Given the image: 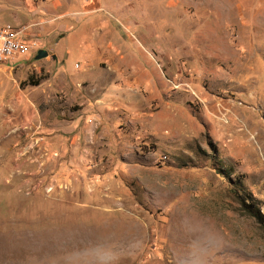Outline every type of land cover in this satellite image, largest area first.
Masks as SVG:
<instances>
[{"label": "rangeland", "instance_id": "1", "mask_svg": "<svg viewBox=\"0 0 264 264\" xmlns=\"http://www.w3.org/2000/svg\"><path fill=\"white\" fill-rule=\"evenodd\" d=\"M0 24L32 50L0 66V264H264V0H0Z\"/></svg>", "mask_w": 264, "mask_h": 264}, {"label": "built area", "instance_id": "2", "mask_svg": "<svg viewBox=\"0 0 264 264\" xmlns=\"http://www.w3.org/2000/svg\"><path fill=\"white\" fill-rule=\"evenodd\" d=\"M31 52V44L22 29L0 24V66L12 67L10 59L19 56L27 60Z\"/></svg>", "mask_w": 264, "mask_h": 264}, {"label": "trees", "instance_id": "3", "mask_svg": "<svg viewBox=\"0 0 264 264\" xmlns=\"http://www.w3.org/2000/svg\"><path fill=\"white\" fill-rule=\"evenodd\" d=\"M241 206L247 214L252 216L261 226L264 227V215L260 212L258 208L250 206L243 200H241Z\"/></svg>", "mask_w": 264, "mask_h": 264}, {"label": "water", "instance_id": "4", "mask_svg": "<svg viewBox=\"0 0 264 264\" xmlns=\"http://www.w3.org/2000/svg\"><path fill=\"white\" fill-rule=\"evenodd\" d=\"M47 55V51L44 50V49H39L37 51V54L35 55V58L36 59H39V58H42V57H45Z\"/></svg>", "mask_w": 264, "mask_h": 264}]
</instances>
